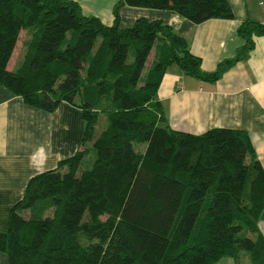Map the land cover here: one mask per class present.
I'll return each mask as SVG.
<instances>
[{
	"label": "trees",
	"instance_id": "obj_1",
	"mask_svg": "<svg viewBox=\"0 0 264 264\" xmlns=\"http://www.w3.org/2000/svg\"><path fill=\"white\" fill-rule=\"evenodd\" d=\"M121 7L194 25L233 18L226 0H118L105 26L72 0H0V86L43 112L66 103L83 126L71 156L27 180L0 253L7 264H237L244 252L264 264V173L246 133L172 131L156 98L170 66L218 80L264 39V24L243 20L234 57L202 72L172 26L138 18L120 28ZM99 115L106 126L93 138Z\"/></svg>",
	"mask_w": 264,
	"mask_h": 264
},
{
	"label": "crops",
	"instance_id": "obj_2",
	"mask_svg": "<svg viewBox=\"0 0 264 264\" xmlns=\"http://www.w3.org/2000/svg\"><path fill=\"white\" fill-rule=\"evenodd\" d=\"M72 1L84 16L95 17L105 26L111 24V10L118 2ZM226 1L233 16L230 20H207L194 25L166 11L121 7L119 27L128 28L138 18L170 25L186 40L189 53L199 61V69L211 72L221 61L233 58L242 46L236 30L243 20L264 24V0ZM11 69L7 64V70ZM156 98L172 131L191 135L213 128L244 131L264 173L263 38L254 37L246 58L233 64L213 83L195 80L174 66L168 67ZM75 111L60 103L53 112H43L26 106L0 86V232L6 231L8 210L21 197L27 180L53 169L57 161L77 150L83 126L81 121H74ZM257 228L264 239V220ZM0 264H7L3 254ZM215 264L234 262L221 258Z\"/></svg>",
	"mask_w": 264,
	"mask_h": 264
},
{
	"label": "rangeland",
	"instance_id": "obj_3",
	"mask_svg": "<svg viewBox=\"0 0 264 264\" xmlns=\"http://www.w3.org/2000/svg\"><path fill=\"white\" fill-rule=\"evenodd\" d=\"M22 41H23V33L19 36V38L17 40L16 47L12 53V56L10 58V62L8 63V69L12 68L16 64V60L20 57L21 49H22V46H21ZM151 58H152V53L148 56L147 62L145 63V66L148 65V62L151 60ZM75 112H76V117L73 116L74 121L75 122L81 121L79 111L77 110ZM68 126H70V123H68ZM104 126H106L105 118L103 115H99L97 118V123L95 124V127H94L93 138H95L98 135V133L104 128ZM87 144L91 145L90 143H87ZM144 147H145L144 144H133V149L135 152H142L144 150ZM49 214H50L49 211L45 212V215H49ZM0 254H2V253H0ZM237 264H248V258H247L246 253L242 252L240 254L238 261H237Z\"/></svg>",
	"mask_w": 264,
	"mask_h": 264
}]
</instances>
